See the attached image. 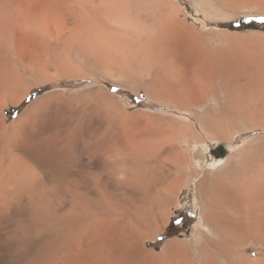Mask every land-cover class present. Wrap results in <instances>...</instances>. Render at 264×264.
I'll use <instances>...</instances> for the list:
<instances>
[{
    "label": "bare ground",
    "instance_id": "obj_1",
    "mask_svg": "<svg viewBox=\"0 0 264 264\" xmlns=\"http://www.w3.org/2000/svg\"><path fill=\"white\" fill-rule=\"evenodd\" d=\"M182 4L0 0V264H264V134L218 155L264 131V50L202 31ZM192 159L188 180L208 162L194 239L156 250Z\"/></svg>",
    "mask_w": 264,
    "mask_h": 264
},
{
    "label": "rangeland",
    "instance_id": "obj_2",
    "mask_svg": "<svg viewBox=\"0 0 264 264\" xmlns=\"http://www.w3.org/2000/svg\"><path fill=\"white\" fill-rule=\"evenodd\" d=\"M182 3H183L182 5L185 8V10L189 13V16L191 18L190 21L195 22L196 24L199 25V27L201 26L202 28L200 27V29H202V31L203 30H224V32L229 33V35L234 33L233 37L234 38L236 37L235 39L239 41L241 44H243L244 46H247L250 49L256 48L257 50H264V20H261V18L264 17V12H257L253 10L251 11L248 8H242L239 12H230V11L227 12L226 11L217 16L214 13L208 14L204 10H201L202 8L200 4H203L205 7H208L204 0H182ZM241 18H253L254 20L250 21V23H253L252 24L253 27H249V28L239 27L238 23L242 24V21H240ZM259 18L260 20H258ZM217 23H220L222 26L218 25ZM235 33L238 35L236 36ZM246 43L248 45H245ZM258 44H261V45H258ZM62 87L68 88L66 93L74 90L73 89L74 87L69 84H64L62 85ZM41 93H42V90L33 91V93L22 102L19 108L12 107L8 110L7 112L8 117L10 118L14 114L21 112V110L27 104H29L31 101L38 98L41 95ZM119 94L120 95L122 94L123 98H126L127 100H129L132 103V106L146 108L148 105V101L143 95L132 96L129 92H125V93L122 92ZM261 134H264V131L262 130L247 131V132L239 131V133L234 134L232 141L220 142L221 149L218 155H220L222 158H227L231 153L239 152L240 149L247 148L248 141L252 138H255L257 135H261ZM215 142L216 141H211V142L209 141L212 147L214 146ZM183 148H187V145L184 144ZM213 148L217 150L218 147L216 145ZM189 149H190V152L193 153L194 150L196 149V145L190 146ZM207 154H210L209 150ZM194 161L195 160L192 159L191 164L187 165L186 185L181 190L178 200L176 201V205L174 207H171L172 213L169 217L168 224L166 225L164 230L158 233L156 241H154L155 243L153 242V244H151L156 247V250H161L163 248L164 241H166L168 238H173L177 236L178 238H181V239H189V240L194 239V235H195L194 229H196L195 225L199 219V208H198L197 199H195L196 196L194 193L195 192V182L196 180H198V178H200V176H202V174L204 173V170L206 169L205 167H207V163H208L207 162L205 164L206 166L202 165L198 168V171L196 172V174L198 173L199 175L195 174L193 177L190 178V180H188L189 179L188 176L190 175L189 170L192 164L193 166L196 165V161L195 162Z\"/></svg>",
    "mask_w": 264,
    "mask_h": 264
},
{
    "label": "trees",
    "instance_id": "obj_3",
    "mask_svg": "<svg viewBox=\"0 0 264 264\" xmlns=\"http://www.w3.org/2000/svg\"><path fill=\"white\" fill-rule=\"evenodd\" d=\"M252 20H254L253 18H241V20L240 21H242V24L240 23H238V26L239 27H242V28H249V27H253V23H250V21H252ZM258 20H260V18L258 19ZM261 20H264V17L263 18H261Z\"/></svg>",
    "mask_w": 264,
    "mask_h": 264
}]
</instances>
